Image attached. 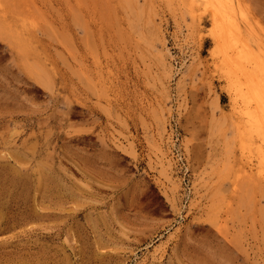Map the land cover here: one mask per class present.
<instances>
[{
    "label": "rangeland",
    "instance_id": "1",
    "mask_svg": "<svg viewBox=\"0 0 264 264\" xmlns=\"http://www.w3.org/2000/svg\"><path fill=\"white\" fill-rule=\"evenodd\" d=\"M190 2L0 0V264H264L257 149Z\"/></svg>",
    "mask_w": 264,
    "mask_h": 264
},
{
    "label": "bare ground",
    "instance_id": "2",
    "mask_svg": "<svg viewBox=\"0 0 264 264\" xmlns=\"http://www.w3.org/2000/svg\"><path fill=\"white\" fill-rule=\"evenodd\" d=\"M241 1L245 2V0H241ZM241 1L240 0H191L190 4L193 6L194 4L197 3V7H198V2H200L204 5L203 7L201 5V10L202 8H204V10L210 11L211 14L210 19H213L212 22H214L213 25L212 22L210 25H212V28H214V33H213L215 37L214 39H216V42H218L219 44L218 53L221 54L220 59H221L223 74L226 77V79L229 81L230 95L233 101V117L235 119V122L234 121L233 122L236 124L230 126L233 129L236 127V129L239 131L237 132L238 133L237 135H239L238 139L240 140L241 142L240 145L241 147H243V149L246 147V145H255L257 149V153L254 154L256 160V164L254 167L259 172V175L261 174L264 177V152L262 149L264 147V47H263L264 45L261 46L259 43L257 45L255 44L254 35L256 36L259 35L257 34L258 30L255 28L253 24L254 22L249 18L250 17L248 15L249 12L246 11L245 7L243 6V2ZM191 5L189 6L187 5L188 8L189 7L193 8L194 6H196L194 5L192 7ZM246 7H249V5H247ZM192 11L191 13H194ZM250 15L253 16L252 14ZM199 17H201V15H199ZM200 19L201 18H198V20ZM259 23L257 24L259 25ZM259 27L262 28V25L261 26L259 25ZM263 29L264 26L262 30ZM260 38L262 37H259L258 40H260ZM262 43L264 44V42ZM211 67L213 66L211 65ZM216 67L217 66H215V68ZM229 114L230 113H228V115ZM233 117H231L232 120H234ZM231 118H230V122L232 121ZM231 138H232V133H231ZM233 139L235 141L237 138L236 139L233 138ZM234 141H232L233 142V144H231L232 146L234 145V143H236ZM234 149L232 150L231 148L232 151H234ZM231 150L230 152L235 157L236 155H234V153ZM239 150H241V148ZM242 154L243 155L245 154V150L242 151ZM232 161L233 159L231 160V162ZM247 162L250 161L247 160ZM231 166H232L231 168H233L236 165L234 166L231 163ZM254 167H251V169H253ZM243 168L244 171H246L245 169L246 167L243 166ZM228 171L230 172V169ZM247 171H249V169ZM253 172H256V170ZM232 175H233V171H232ZM237 176H239V174ZM237 178L238 177H236V179ZM243 179L245 178L243 177ZM261 183L264 184V182ZM221 221L223 222V220ZM221 221H220V225L222 224ZM230 240L231 242H233L232 239Z\"/></svg>",
    "mask_w": 264,
    "mask_h": 264
}]
</instances>
